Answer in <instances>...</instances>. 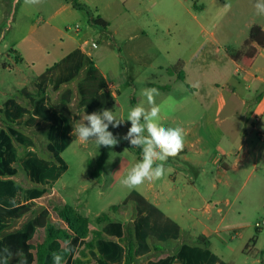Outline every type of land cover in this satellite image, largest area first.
I'll return each instance as SVG.
<instances>
[{
	"label": "crops",
	"instance_id": "obj_1",
	"mask_svg": "<svg viewBox=\"0 0 264 264\" xmlns=\"http://www.w3.org/2000/svg\"><path fill=\"white\" fill-rule=\"evenodd\" d=\"M163 1L41 0L32 5L0 0V48L5 49L0 51V264H37L49 222L71 233L55 211L65 206L88 217L91 230L103 234L83 264H124L121 239L127 223L134 227L138 259L153 252L151 238L182 241L175 254L140 264H264V143L259 138L264 132V47L252 43L258 54L249 68L236 59L250 29L259 25L264 30V23L251 19L249 36L222 48L207 29L212 22L198 20L195 31L178 43L171 66L153 63L158 59L148 44L151 30L159 60L166 59L161 14H153V24L129 23L127 75L118 61L98 67L93 36L81 37L79 27L74 34L69 31L80 12L86 13L75 2L90 8V32L97 28L91 20L101 18L108 26L98 28L115 38L117 31L109 30L99 8L119 13L130 7L135 17L144 12L149 17ZM155 76L166 83L152 81ZM151 87L159 91L155 101L163 125L182 127L185 147L168 159L170 171L162 179L128 189L120 181L142 150L128 140L112 147L80 142L72 126L83 114L102 109L125 119L137 104L147 109L141 92ZM130 127L125 120L108 130L116 137L115 132L126 135ZM85 150L90 159L82 157ZM73 159L85 165L74 177L78 186L67 180ZM258 172V180L248 186ZM110 188L123 192L117 205L109 203L117 206L109 221L98 223L101 214L91 219L79 209L89 210L91 192L103 197ZM199 236L209 245L193 243ZM89 239L49 242L45 264H54L53 253L62 255L61 264H76Z\"/></svg>",
	"mask_w": 264,
	"mask_h": 264
},
{
	"label": "rangeland",
	"instance_id": "obj_2",
	"mask_svg": "<svg viewBox=\"0 0 264 264\" xmlns=\"http://www.w3.org/2000/svg\"><path fill=\"white\" fill-rule=\"evenodd\" d=\"M255 2L256 0H164L162 4L156 7L154 12H152L149 17H147L146 12H144L140 17H135L133 10L130 7H126L119 13H116L115 10L103 11L101 10L102 8H99L100 14L107 18L111 24L109 30L112 32L115 30L117 31L115 38L108 33H104L98 27L94 32H90L88 16L85 12H80V19L71 24V29L69 31L74 34L77 30V27H79L78 29L80 30L81 37H83L85 33H90L93 36V44L97 48L93 59L94 63L98 67L105 68L107 62H110V60L118 61L121 64L120 66L122 75H127L128 61L126 57L127 45L125 42L128 39V34H130L128 28L129 23L153 24L155 23L153 14H161V18L158 23H160V26L164 32L160 34L165 40V47H167L169 50V54L165 56L166 59L162 58L159 60V54L156 51V36L152 34L151 30L149 31L148 44L150 51L153 54H156V59H158L153 60V63L161 62L166 66H171L176 63L178 58V43L180 42L181 38L185 36V34L195 31V26L198 20L201 22L210 20V22H212L211 25L207 26V29L220 41L222 48H224V43L230 41L231 39L238 42L245 40L246 37L249 36V28L247 25L251 19H255L256 23H264V16L257 15L255 12ZM225 4L230 5L231 11H228L229 8L224 7ZM202 6L205 8L201 9ZM195 15L198 16V19L195 18ZM194 36H196V33H194ZM0 51H5V49L1 47ZM102 55H105V57H107L106 55H109V57L106 58L108 60L102 61ZM171 72L174 73V70L169 71V73ZM1 73H3V71L0 67V77ZM6 74H8V72H6ZM8 78L13 80V75L8 76ZM152 81L156 83L161 82L162 84L166 83V81L161 79L159 76L153 77ZM115 135H117V141L127 142V140L123 138L125 136L124 131L121 133V135H119L118 132H115ZM82 157L90 159L89 150H85L82 153ZM81 168H85V165L81 164L79 159H73L72 170L67 177V180H71V178L74 180V177L79 174ZM259 176L260 173L258 172L253 178H250L247 182L248 186L257 181ZM85 177H88V175H85ZM74 181L76 186H78L79 179H75ZM121 190V188H110L103 197H97L96 192L93 191L88 196L89 210L87 211L83 208L79 209L91 219H94L99 214L109 213L111 209L109 204L110 201H114V203L117 205V195L123 192ZM72 195H74L73 192Z\"/></svg>",
	"mask_w": 264,
	"mask_h": 264
},
{
	"label": "clouds",
	"instance_id": "obj_3",
	"mask_svg": "<svg viewBox=\"0 0 264 264\" xmlns=\"http://www.w3.org/2000/svg\"><path fill=\"white\" fill-rule=\"evenodd\" d=\"M41 0H25L26 4H39ZM230 8L229 4L224 5ZM257 15L264 16V0H256L254 4ZM141 95L146 98L149 108L137 104L130 108L127 118H118L114 111L102 109L91 114H83L81 119L72 126V134L83 143L94 141L97 147L115 146L118 141L109 126L118 127L125 120L131 127L123 137L133 148L142 150V157L121 179L120 183L128 189H134L145 182L153 183L162 179L166 171L165 164L169 158L176 157L185 147L186 133L182 127H166L161 121V108L156 104L155 97L159 91L155 87L145 88ZM6 253L8 249L4 250ZM68 251V249H65ZM61 254L53 253L54 264H61Z\"/></svg>",
	"mask_w": 264,
	"mask_h": 264
},
{
	"label": "trees",
	"instance_id": "obj_4",
	"mask_svg": "<svg viewBox=\"0 0 264 264\" xmlns=\"http://www.w3.org/2000/svg\"><path fill=\"white\" fill-rule=\"evenodd\" d=\"M74 5L79 10L86 11L89 17L92 16L91 10L87 6L80 5L77 2H75ZM90 24L94 27L97 26L105 29L108 26L107 22H105L101 18H93ZM252 43H256L259 47H264V30L259 25H254L250 29L249 39L245 42L243 49L238 51L236 54V59L245 68H249L253 64L258 54L256 48L252 46ZM116 209L117 206L111 207L109 213H102L97 217L96 221L98 223L109 221L111 219V216L115 213ZM55 211L58 213L60 219L64 220L68 224V228L71 233L67 232L66 230L60 229L54 223L49 222L46 230L47 238L43 243L39 244L37 249V264H45V259L48 252L47 244L49 242L53 240L69 242L72 237L87 238L91 236L92 239H89L86 242L85 247L80 252V256L76 259V264L89 262L90 258L88 257L87 251L95 248V239L103 237V234L99 231L91 230L89 218L80 214L71 206L55 207ZM121 242L125 246L124 264H140L144 261L157 258L161 254H175L182 244V241L160 243L151 238L150 242L151 246L153 247V252L145 256L144 258L138 259L135 256V248L137 246V242L135 239L134 227L132 223L125 224L124 236L121 239ZM183 242H187V239H183ZM193 243L205 246L209 245V241L203 236L197 237Z\"/></svg>",
	"mask_w": 264,
	"mask_h": 264
},
{
	"label": "built area",
	"instance_id": "obj_5",
	"mask_svg": "<svg viewBox=\"0 0 264 264\" xmlns=\"http://www.w3.org/2000/svg\"><path fill=\"white\" fill-rule=\"evenodd\" d=\"M93 46H95V45L93 44ZM95 47H96V46H95ZM259 138H260L261 142L264 143V132H260V133H259Z\"/></svg>",
	"mask_w": 264,
	"mask_h": 264
}]
</instances>
